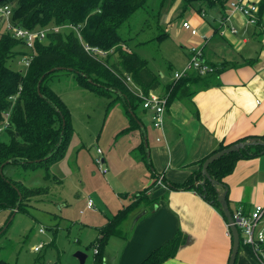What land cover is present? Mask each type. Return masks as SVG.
I'll list each match as a JSON object with an SVG mask.
<instances>
[{
	"label": "crops",
	"instance_id": "1",
	"mask_svg": "<svg viewBox=\"0 0 264 264\" xmlns=\"http://www.w3.org/2000/svg\"><path fill=\"white\" fill-rule=\"evenodd\" d=\"M231 1L235 0L202 3L209 5L206 14H192L190 20L183 21L196 30V35L190 34L191 41L215 72L207 76L192 73L176 81L175 73L182 70L188 60L176 65L174 61L165 60L157 78L140 58L154 74L158 87L145 93L132 77L128 82L125 79L133 95L152 94L164 97L167 103L161 129L152 126L151 113L145 112L140 103L135 109V116L144 127L146 159L154 176L162 178L165 188L155 183L141 155H134V149L142 141L139 131L120 133L130 128V119L122 104L105 109L103 125L109 126L106 136L109 140L103 144H110L116 137L113 148L119 159L108 180L118 190L115 195L118 200L128 199V203L118 204L104 224L140 191L148 189L147 195L158 199L150 212L142 208L136 210L123 223L120 235L108 238L103 255L105 264H138L177 233L182 234L184 242L174 257L163 264H228L232 239L221 211L191 189L170 190L168 187L187 181L198 168L197 162L219 147L232 145L240 138L264 135V29L248 25L238 11L232 13ZM246 2L257 6V17L264 23V0ZM200 10L204 13L202 8ZM1 24L3 27L4 23ZM172 66L176 69L174 74L166 77L164 70ZM185 88L189 94L179 97ZM109 99L113 100L114 96ZM105 161L103 157L101 164ZM224 183L226 189L220 194L226 196L231 213L239 209L247 214L252 212L254 206L264 203V153L237 161ZM234 264L260 263L251 248L240 245Z\"/></svg>",
	"mask_w": 264,
	"mask_h": 264
},
{
	"label": "trees",
	"instance_id": "2",
	"mask_svg": "<svg viewBox=\"0 0 264 264\" xmlns=\"http://www.w3.org/2000/svg\"><path fill=\"white\" fill-rule=\"evenodd\" d=\"M147 1L0 0V5L11 4L10 21L16 27L33 30L39 27L71 24L80 27L81 36V41H79L74 30H70L69 34L61 32L48 34L45 39L48 44L35 43L34 52L30 55L29 67L23 72H17L8 65L9 61L17 55H29L26 51L20 52L17 49L20 45L24 46L20 41L9 32L0 31V129H2L0 135L5 133L9 138L7 144L0 141V210L23 211L31 198L43 194L42 188H26L18 181L7 177L4 173L5 167L19 165L29 170L42 167L47 169L65 157L71 138V125L68 108L47 85V79L55 73L63 72L61 75H73L80 87L97 96H104L108 99L114 96L108 104V109L122 104L125 115L130 119V128L120 133L139 131L142 141L134 151L139 156L141 155L143 164L151 172V176L155 177L146 159L144 127L135 116V109L140 105V100L127 89L125 79L132 77L145 93L147 90L156 89L158 82L154 74L149 72L134 52L124 50L121 32L124 24L136 11L147 12L149 18H153L154 15L157 17L158 12L151 15L152 11L148 7L146 9ZM185 1L190 4L193 0ZM196 1L201 4L211 2V0ZM156 17L153 18L155 21ZM166 36V33H162L154 41L160 42ZM131 39L133 40V37H130ZM81 42L107 53L111 52L110 55L116 54L117 62L109 64L107 58L105 60L94 58L84 50ZM194 77L198 76L194 74ZM102 82L108 84L110 88H106ZM188 94L189 91L185 88L181 90L179 97H186ZM7 113L10 114L7 120L9 126L3 128L4 114ZM248 140H258L264 143V135L240 138L236 143ZM227 146L219 147L210 155L224 150ZM263 151V147L255 146V148H247L225 155L210 164L207 168L208 179H204L201 168L203 162L210 157L209 155L197 162L198 168L187 178V181L180 185L170 184L168 188L170 190L191 189L208 204L221 211L218 198L220 193L226 189L225 177L232 172L237 161L255 158ZM48 178L46 175L43 179L47 181ZM157 178L155 177V183H157ZM148 191L147 189L134 194L130 199L131 203L119 209L118 213L102 226L97 239L89 246V248H96L93 264H105L103 255L108 238L119 236L123 223L136 210L142 208L150 212L157 204L158 199L147 195ZM183 242L182 234L177 233L165 244L151 251L147 258L138 264H163L167 259L174 257ZM0 264L11 263L0 259Z\"/></svg>",
	"mask_w": 264,
	"mask_h": 264
},
{
	"label": "rangeland",
	"instance_id": "3",
	"mask_svg": "<svg viewBox=\"0 0 264 264\" xmlns=\"http://www.w3.org/2000/svg\"><path fill=\"white\" fill-rule=\"evenodd\" d=\"M145 6L152 11H149L151 15L158 12L157 17L152 16L156 21L149 18L147 12L136 11L122 27V46L145 60L159 78L165 60L174 61L175 65L190 60L188 50L195 46L192 36L181 24L190 20L192 14H206L209 5L196 0L190 4L185 0H148ZM70 30L65 28L61 33L69 34ZM0 31L5 33V27H0ZM162 33L167 36L160 42L154 41ZM130 37L134 39L130 40ZM140 42L144 44H138ZM42 44L46 45L48 41ZM17 49L28 55L34 52L21 45ZM110 53L106 58L109 64H115L116 54ZM24 57L17 55L8 65L23 72ZM173 70H176L173 66L166 68V77L173 75ZM61 74L63 72L55 73L47 79V85L68 108L71 138L65 157L47 169L29 170L19 165L4 168L10 179L26 188H42L43 193L31 198L23 211L0 210V259L11 264H80L74 257L78 252L85 255L84 264H93L96 248H89L90 244L97 239L99 230L116 206L121 202L128 203V199L118 200L115 196L118 190L108 180L112 169L119 164L118 153L113 148L116 137L110 144H103L109 140L106 137L109 126L103 123L110 99L83 89L73 75ZM102 84L110 88L108 84ZM143 123L148 127L146 120ZM0 141L7 144L9 138L3 133ZM134 155L138 157L137 153ZM103 157L106 161L101 164ZM46 175L49 178L44 181ZM88 198H92L94 206L86 209ZM260 223L264 230V217ZM34 247L41 249L34 251Z\"/></svg>",
	"mask_w": 264,
	"mask_h": 264
},
{
	"label": "built area",
	"instance_id": "4",
	"mask_svg": "<svg viewBox=\"0 0 264 264\" xmlns=\"http://www.w3.org/2000/svg\"><path fill=\"white\" fill-rule=\"evenodd\" d=\"M229 9L233 12H239L243 18L246 20V23L250 26L259 27L264 29V23H261L257 17L258 9L255 4L246 2V0H235L234 2H229ZM11 14V4L0 5V20L4 23L5 31L9 32L16 40L20 41L22 45L26 46L30 50L34 49V44L45 41L48 34L59 33L65 28H70L75 31L79 41H81V36L79 34L80 27L72 26L71 24L66 26H53V27H39L38 29L28 30L25 28H19L14 26L10 21ZM181 26L190 32L191 35H196V30L193 26H190L189 23L183 22ZM232 33H235V30H231ZM81 44H83L81 42ZM84 50L93 56L96 59L103 60L107 56V52L96 47L89 46L88 44H83ZM190 60L186 66L175 73L174 80H179L183 77H186L192 72H196L200 76H207L210 73L214 72V67L206 63L203 60L202 51L196 47H192L189 50ZM30 55L24 57V68L27 69L30 65ZM129 77L126 78L128 82ZM142 109L145 112H150V119L152 126L156 129H161L163 127L162 115L166 107L165 98H159L152 94H147L146 96L142 93L136 95ZM10 114H4V126L7 128L9 126ZM2 130V129H0ZM98 154H101V151L97 150ZM157 185L165 188L163 180L161 177L157 178ZM94 206L92 198H88L86 203V208H92ZM81 213V212H80ZM264 217V204H257L253 207L252 212L249 214L244 213L243 210L239 209L231 213L232 224L235 225L240 239V245L247 246L252 249L253 253L256 255V259L260 264H264V230L261 229V220ZM229 227V224H228ZM41 248L35 247L34 251H39ZM96 253V250H95Z\"/></svg>",
	"mask_w": 264,
	"mask_h": 264
},
{
	"label": "water",
	"instance_id": "5",
	"mask_svg": "<svg viewBox=\"0 0 264 264\" xmlns=\"http://www.w3.org/2000/svg\"><path fill=\"white\" fill-rule=\"evenodd\" d=\"M255 146H260L264 148V143L258 140H248V141H243L240 143L232 144L227 147H225L224 150L216 152L212 155H210L209 158H207L202 165L201 168V174L204 179H208V174H207V168L210 166V164L225 155H229L231 153H237L240 152V150H245L247 148H255ZM264 153V151H263ZM218 204L221 209V213L224 216L226 223L229 224V230H230V235L232 239V247L230 251V258L228 260V264H234L236 257H237V252L240 247V239H239V233L235 227L234 224H232V218H231V210L228 207L227 201H226V196L224 194H220L218 198ZM80 264H84L86 258L85 255L82 253L78 252L75 254V256Z\"/></svg>",
	"mask_w": 264,
	"mask_h": 264
}]
</instances>
